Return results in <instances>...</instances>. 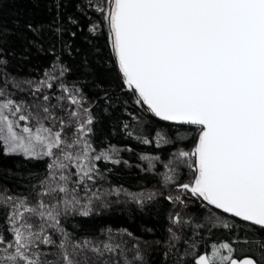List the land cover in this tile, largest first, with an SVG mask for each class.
Wrapping results in <instances>:
<instances>
[{
	"label": "snow or ice",
	"instance_id": "6c2138e0",
	"mask_svg": "<svg viewBox=\"0 0 264 264\" xmlns=\"http://www.w3.org/2000/svg\"><path fill=\"white\" fill-rule=\"evenodd\" d=\"M69 2L45 0L51 19L24 25L31 34L25 37L28 47L55 56L40 81L9 78L2 45L10 32L0 27V155L47 160L28 196L0 192V264H143L139 245L127 249L114 242L111 229L106 241L93 242L73 240L61 224L72 214L90 216L94 202L106 207V198L122 191L140 205L155 195L96 187L105 179L97 162L119 164L114 157L121 149L93 146L95 102L86 107L82 89L57 84L61 95L55 103L46 91L68 71L56 55L58 47L70 48L65 34L76 37L70 26L83 31L78 19L66 15ZM83 5L76 9L89 20L87 31L107 36L118 73L115 90L98 85L104 113L119 109L126 117L121 130L144 145L177 144L194 133L191 150L177 147L162 162L164 182L186 194L176 202L195 199L210 213L207 225L197 228L207 227L208 235L213 228L229 233L228 240H203L201 246L194 232L173 264H264V0H83ZM9 84L21 92L27 85L32 101L13 98ZM140 158L150 169L160 160ZM182 168L192 172L188 183H177ZM170 219L178 227L185 223L179 213ZM168 231L171 241L180 240Z\"/></svg>",
	"mask_w": 264,
	"mask_h": 264
},
{
	"label": "trees",
	"instance_id": "16d2710c",
	"mask_svg": "<svg viewBox=\"0 0 264 264\" xmlns=\"http://www.w3.org/2000/svg\"><path fill=\"white\" fill-rule=\"evenodd\" d=\"M77 3L81 4V7L84 6L83 0H70L65 11L66 15L79 20V29L83 31L78 30L76 26H70L72 31L77 32L76 37L72 38L65 34L64 39L70 48L65 49L60 46L56 49V55L68 71L60 80L54 82L51 90L46 91L52 97L51 102L55 103V96L61 95V92L57 90V84L62 82L69 88L75 85L82 89V94L86 98L85 106L95 102L92 109L96 117L91 134L93 146L97 151L109 145L121 149L119 155L114 157L121 161L119 164L103 160L97 162L98 169L105 179L98 180L96 187L102 191L124 189L129 193L145 195L154 193L155 195L151 200L145 199L143 205H140L129 199L122 191L119 196H108L104 201L107 204L106 207L94 202L93 212L88 217L72 214L61 218L62 226L71 234L73 240L90 239L93 242L106 241L109 235L108 230L111 229L114 242H124L127 249H131L134 244L139 245L143 264H173L177 249L182 252L185 247V238L190 237L194 232L200 233L195 238L201 240V246H203V240L209 243L228 240L229 233L225 229L213 228L211 235H208L207 227L197 228L199 224L207 225L205 217L210 213L205 211L202 202L195 199H186L184 204L176 202L175 197L183 193L174 184H166L163 179V175L167 172L163 163L168 162L171 153L177 147L191 150L193 147L191 137L194 133L190 132L187 139L177 144H165L161 147H157L155 143L144 145L128 138L121 130L120 121L126 117L122 116L119 109L115 111L109 109L110 114L104 113L105 104L100 98L102 89L98 85H103L108 91L115 90L119 84L118 73L109 51L107 36L103 33L92 36L87 31L89 20L77 11ZM86 11L93 20H96V16L90 9ZM50 19L45 0H0V27L10 32L2 45L8 59L6 71L9 78H14L15 81L32 80L34 82L45 78V73L49 70L55 56L48 52L40 53L35 48L28 47L25 37L31 34L26 33L24 25L47 23ZM26 47L27 51H25ZM45 47L47 48V44ZM9 52L11 55H8ZM24 87L25 91L21 92L9 84L8 90L15 94L13 98H23L31 102L33 99L29 94L31 89L27 85ZM129 106L131 107V101ZM153 126L167 128L165 122L153 121ZM168 135H173L170 129ZM129 148L131 151L127 150ZM141 156H159L160 160L154 161L156 166L150 169L148 161L142 160ZM46 164L47 160H27L21 156L0 155V192L6 190L11 195L28 196L32 187L37 184V177L45 173ZM179 171L177 183L190 182L191 171L187 168ZM169 196L174 199L169 201L167 199ZM212 211L227 217L218 210ZM177 213L185 222L179 227L170 219ZM0 223H2V217H0ZM237 223L241 222L237 220ZM169 228L180 237L178 242L170 240ZM240 231L243 235L244 229ZM126 233L132 235L128 236ZM260 235L264 236V232ZM171 243H175L176 248L170 250ZM166 252H168L167 258H165ZM132 254L131 251L127 252L129 259Z\"/></svg>",
	"mask_w": 264,
	"mask_h": 264
},
{
	"label": "rangeland",
	"instance_id": "374dc122",
	"mask_svg": "<svg viewBox=\"0 0 264 264\" xmlns=\"http://www.w3.org/2000/svg\"><path fill=\"white\" fill-rule=\"evenodd\" d=\"M190 175L192 176V172H190ZM182 193V192H181ZM181 195V197L184 195V193H183V195L182 194H180Z\"/></svg>",
	"mask_w": 264,
	"mask_h": 264
},
{
	"label": "water",
	"instance_id": "95a60500",
	"mask_svg": "<svg viewBox=\"0 0 264 264\" xmlns=\"http://www.w3.org/2000/svg\"><path fill=\"white\" fill-rule=\"evenodd\" d=\"M218 211H220V212H221V210H218ZM225 215H227V216H228V214H225Z\"/></svg>",
	"mask_w": 264,
	"mask_h": 264
}]
</instances>
